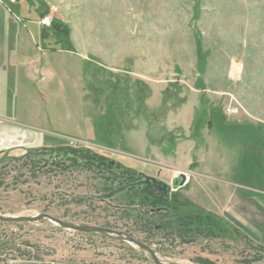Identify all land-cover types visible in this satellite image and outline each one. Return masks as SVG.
I'll return each mask as SVG.
<instances>
[{"label":"rangeland","instance_id":"374dc122","mask_svg":"<svg viewBox=\"0 0 264 264\" xmlns=\"http://www.w3.org/2000/svg\"><path fill=\"white\" fill-rule=\"evenodd\" d=\"M0 124L21 132L0 146V215L40 217L0 221V263L155 264L127 234L167 264H264L223 213L264 190V0H0Z\"/></svg>","mask_w":264,"mask_h":264},{"label":"crops","instance_id":"0c3cea01","mask_svg":"<svg viewBox=\"0 0 264 264\" xmlns=\"http://www.w3.org/2000/svg\"><path fill=\"white\" fill-rule=\"evenodd\" d=\"M6 126L0 124V136L8 135L9 138L3 137L4 140L0 142L5 145L6 142L14 141L21 136V132L12 133L10 128L6 130ZM18 141V140H17ZM4 152L3 147H0V156ZM227 192V191H226ZM259 193V192H258ZM225 207L223 213L227 220L236 224L242 231L252 235L258 239L260 244L264 246V190L255 197L238 196L235 192L226 193ZM233 207H237L239 215L232 212ZM228 213L233 214L230 216ZM0 264H76L61 260H11L7 263Z\"/></svg>","mask_w":264,"mask_h":264},{"label":"trees","instance_id":"16d2710c","mask_svg":"<svg viewBox=\"0 0 264 264\" xmlns=\"http://www.w3.org/2000/svg\"><path fill=\"white\" fill-rule=\"evenodd\" d=\"M69 155V159L73 161L77 166H87L88 168H98V169H105V168H113L115 167L114 162L99 156L95 154L94 152L90 150H76V151H69L67 153ZM53 161L56 159L54 157L51 158ZM110 170V169H109ZM133 179H136V177L133 176ZM145 190L149 191L152 195H154V198L162 202L164 205H169L170 198L166 196L163 192L159 191L158 189L152 187V186H144ZM178 208L175 209L176 212ZM194 215L188 216V218H184L182 216H178V218L175 221H180L186 219L187 221H191ZM210 217V216H209ZM193 220V219H192ZM174 220H169L167 222H161V223H155L154 221H147L146 226L148 227V230L150 231H157V232H163L168 231L172 229L173 224L175 223ZM157 225V226H156ZM146 228V227H145ZM173 233V232H172ZM35 260H41L40 258H34Z\"/></svg>","mask_w":264,"mask_h":264},{"label":"water","instance_id":"95a60500","mask_svg":"<svg viewBox=\"0 0 264 264\" xmlns=\"http://www.w3.org/2000/svg\"><path fill=\"white\" fill-rule=\"evenodd\" d=\"M145 184H147L148 186H152L156 189H158L159 191L163 192L166 196H168V194L166 192H164L165 188L162 187L160 184L154 182V183H149V182H145ZM43 217H46V218H49L50 220L58 223L60 226H62L63 228H66V229H71V230H75V231H79V232H84V233H92V232H97V233H101V234H106V235H110L111 233H117V232H114L110 229H106V228H102V227H96V226H80V225H73V224H68L66 222H63L59 219H56L52 216H49V215H44ZM40 217H31V218H18V217H15V218H8L6 216H2L0 215V221H5V222H15V223H18V222H24V221H37ZM118 236H120V234L118 233L117 234ZM125 239L135 245H137L139 248L141 249H145L147 250L151 256H152V259L153 261L155 262V264H167V263H163L161 262L155 252L152 250L151 247L147 246L146 244L142 243L141 241L135 239L134 237L130 236V235H125Z\"/></svg>","mask_w":264,"mask_h":264},{"label":"built area","instance_id":"2783aa9c","mask_svg":"<svg viewBox=\"0 0 264 264\" xmlns=\"http://www.w3.org/2000/svg\"><path fill=\"white\" fill-rule=\"evenodd\" d=\"M11 2L15 3L17 0H10ZM238 111H234V113H237Z\"/></svg>","mask_w":264,"mask_h":264}]
</instances>
